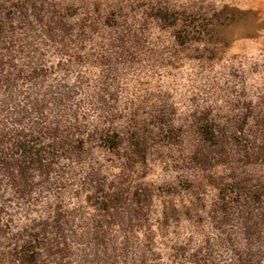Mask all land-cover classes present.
Returning <instances> with one entry per match:
<instances>
[{
  "label": "rangeland",
  "instance_id": "374dc122",
  "mask_svg": "<svg viewBox=\"0 0 264 264\" xmlns=\"http://www.w3.org/2000/svg\"><path fill=\"white\" fill-rule=\"evenodd\" d=\"M0 264H264V0H0Z\"/></svg>",
  "mask_w": 264,
  "mask_h": 264
}]
</instances>
